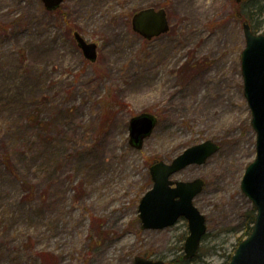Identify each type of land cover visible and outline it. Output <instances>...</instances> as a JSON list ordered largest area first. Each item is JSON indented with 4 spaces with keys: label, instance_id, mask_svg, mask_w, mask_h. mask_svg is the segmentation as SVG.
Returning <instances> with one entry per match:
<instances>
[{
    "label": "rangeland",
    "instance_id": "374dc122",
    "mask_svg": "<svg viewBox=\"0 0 264 264\" xmlns=\"http://www.w3.org/2000/svg\"><path fill=\"white\" fill-rule=\"evenodd\" d=\"M241 4L64 0L48 11L0 0V264H226L254 207L240 187L255 156ZM147 6L164 7L169 23L151 39L131 27ZM74 31L96 42L94 61ZM141 112L157 122L136 148L128 123ZM206 139L219 149L171 175L205 182L193 203L206 232L182 259L186 219L143 229L138 203L151 163Z\"/></svg>",
    "mask_w": 264,
    "mask_h": 264
},
{
    "label": "water",
    "instance_id": "95a60500",
    "mask_svg": "<svg viewBox=\"0 0 264 264\" xmlns=\"http://www.w3.org/2000/svg\"><path fill=\"white\" fill-rule=\"evenodd\" d=\"M47 10H54L63 0H41ZM131 27L140 36L151 39L169 29L166 10L147 6L134 12ZM245 44L241 51L243 94L251 111V125L255 131V156L241 177L242 192L255 207V216L249 234L236 245L228 264H264V33L253 32L249 23H242ZM74 38L84 56L94 61L96 43L85 40L74 31ZM156 124V117L141 112L129 119V143L140 148ZM219 149V145L206 139L185 147L170 162L162 159L149 166L152 185L140 197L138 217L141 228H163L183 217L188 234L184 239L181 258L190 259L197 254L202 236L206 232L205 216L194 205V197L202 190L204 180H173L171 175L191 164H202ZM132 264H166L162 259L135 255Z\"/></svg>",
    "mask_w": 264,
    "mask_h": 264
},
{
    "label": "trees",
    "instance_id": "16d2710c",
    "mask_svg": "<svg viewBox=\"0 0 264 264\" xmlns=\"http://www.w3.org/2000/svg\"><path fill=\"white\" fill-rule=\"evenodd\" d=\"M242 6L243 9L238 10L237 12L236 15L237 18L240 21H248L254 31H258V28L260 27V29H262V32H264V0H242V4L239 6V8ZM245 216H246L245 217L246 224L244 225L245 227L244 236L248 235L251 230L255 216V208L252 207L249 210H247ZM231 255L232 254L228 255L229 258L226 261V264H228ZM174 262H179V259L178 260L175 259L174 261H169V264H172Z\"/></svg>",
    "mask_w": 264,
    "mask_h": 264
}]
</instances>
